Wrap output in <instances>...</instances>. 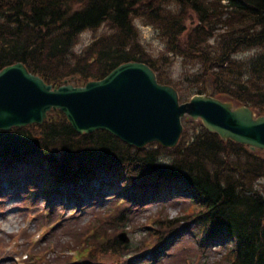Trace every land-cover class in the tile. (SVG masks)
Returning a JSON list of instances; mask_svg holds the SVG:
<instances>
[{"label": "trees", "instance_id": "16d2710c", "mask_svg": "<svg viewBox=\"0 0 264 264\" xmlns=\"http://www.w3.org/2000/svg\"><path fill=\"white\" fill-rule=\"evenodd\" d=\"M136 18L159 31L161 55L139 43ZM104 22L114 32L75 52L82 31ZM175 58L183 67L178 80L170 73ZM19 61L55 83L101 79L123 62L141 61L183 99L209 87L213 95L261 115L264 0H0V69ZM169 151L176 158L161 163ZM0 157L7 159L0 168L12 171L32 163L40 172L45 160L51 161L57 182L64 184L85 178L87 185L108 170L117 179V171L124 170L137 184L133 197L191 190L210 235L233 245L229 264H264V184L259 185L264 155L225 141L200 123L194 133L187 128L174 149H137L107 131L78 134L60 113L40 126L0 130Z\"/></svg>", "mask_w": 264, "mask_h": 264}, {"label": "rangeland", "instance_id": "374dc122", "mask_svg": "<svg viewBox=\"0 0 264 264\" xmlns=\"http://www.w3.org/2000/svg\"><path fill=\"white\" fill-rule=\"evenodd\" d=\"M136 20L145 47L154 56L161 55L165 45L159 31L140 18ZM106 30L103 25L81 34L74 49L81 51ZM170 73L176 80L183 78L180 58L172 61ZM68 79L80 82L77 78ZM57 111L51 110L49 119ZM188 118H183L184 123ZM255 152L264 155V150ZM175 158L169 151L160 162L169 163ZM35 169V164L27 163L23 169L17 166L14 171H0V264H224L228 261L226 253L230 244L223 242L225 239L212 243L202 239L204 227L195 218L200 209L190 194L172 190L162 196L141 194L128 199L104 186L103 199L98 201L90 197L95 192L83 194L77 187L70 190L71 200L64 201L57 193L47 197L48 190L33 176ZM99 180V177L92 179L90 189L93 186L97 190ZM262 184L264 178L259 181ZM32 189L38 190L36 195ZM143 190L141 187L138 191ZM86 252L95 256V260H76L78 254Z\"/></svg>", "mask_w": 264, "mask_h": 264}, {"label": "water", "instance_id": "95a60500", "mask_svg": "<svg viewBox=\"0 0 264 264\" xmlns=\"http://www.w3.org/2000/svg\"><path fill=\"white\" fill-rule=\"evenodd\" d=\"M53 108L64 111L80 134L107 130L138 148L153 142L177 146L182 117L188 114L201 118L209 130L225 139L264 149V116L255 118L250 107L235 106L209 93L180 103L178 91L159 83L144 62H125L103 79L77 87L53 88L22 62L0 71L1 130L42 123Z\"/></svg>", "mask_w": 264, "mask_h": 264}, {"label": "bare ground", "instance_id": "6f19581e", "mask_svg": "<svg viewBox=\"0 0 264 264\" xmlns=\"http://www.w3.org/2000/svg\"><path fill=\"white\" fill-rule=\"evenodd\" d=\"M136 19H137V18H136ZM136 19H135V22L137 21ZM103 25L106 26L107 30L104 31L102 34L100 33L99 35H96L94 38L100 37V36L105 35V34H106V35H107V34H111L112 32H114L113 29H111V28L109 27V25L107 24V22H104V23H102V24H101L98 28H96V29H90V28H88V29L83 30L81 34L87 32V31H95V30H98V29L101 28ZM139 43H140L145 49H147V48L145 47V45L143 44V42H142V40H141V37H140V41H139ZM147 50H148V49H147Z\"/></svg>", "mask_w": 264, "mask_h": 264}]
</instances>
